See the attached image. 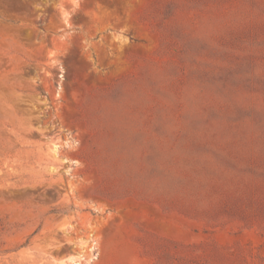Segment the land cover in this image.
I'll list each match as a JSON object with an SVG mask.
<instances>
[{"label": "rangeland", "instance_id": "rangeland-1", "mask_svg": "<svg viewBox=\"0 0 264 264\" xmlns=\"http://www.w3.org/2000/svg\"><path fill=\"white\" fill-rule=\"evenodd\" d=\"M0 264H264V0H0Z\"/></svg>", "mask_w": 264, "mask_h": 264}]
</instances>
